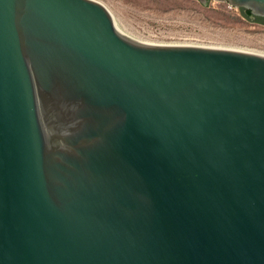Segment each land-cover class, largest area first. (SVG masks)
I'll return each instance as SVG.
<instances>
[{"label": "water", "instance_id": "1", "mask_svg": "<svg viewBox=\"0 0 264 264\" xmlns=\"http://www.w3.org/2000/svg\"><path fill=\"white\" fill-rule=\"evenodd\" d=\"M0 264H264V55L0 0Z\"/></svg>", "mask_w": 264, "mask_h": 264}, {"label": "rangeland", "instance_id": "2", "mask_svg": "<svg viewBox=\"0 0 264 264\" xmlns=\"http://www.w3.org/2000/svg\"><path fill=\"white\" fill-rule=\"evenodd\" d=\"M129 37L152 45L231 49L264 55V24L210 0H96Z\"/></svg>", "mask_w": 264, "mask_h": 264}, {"label": "trees", "instance_id": "3", "mask_svg": "<svg viewBox=\"0 0 264 264\" xmlns=\"http://www.w3.org/2000/svg\"><path fill=\"white\" fill-rule=\"evenodd\" d=\"M243 11H245V10H243ZM245 15L248 17V18H250V12H246L245 11ZM257 20H256V22H259V23H263L264 24V19H262V18H256Z\"/></svg>", "mask_w": 264, "mask_h": 264}]
</instances>
